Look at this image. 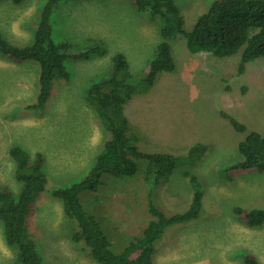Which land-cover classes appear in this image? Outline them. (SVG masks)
<instances>
[{"label": "rangeland", "instance_id": "1", "mask_svg": "<svg viewBox=\"0 0 264 264\" xmlns=\"http://www.w3.org/2000/svg\"><path fill=\"white\" fill-rule=\"evenodd\" d=\"M174 1L188 32L215 0ZM46 2L20 0L14 5L13 0H0V36L13 46L31 45ZM47 17L53 42H68L71 54L87 47H97L100 53L88 60H68L69 80H54L42 109L30 111L24 108L36 103L37 65H18L0 56V185L14 195L18 192L8 155L11 146L21 147L29 159L35 152L44 154L46 190L35 200L26 223L42 264H97L82 243L78 247L71 241L77 229L67 225L60 201L47 192L82 179L108 137L85 92L109 75L116 54L128 62L131 83L140 81L162 40V25L150 23L130 0H72ZM167 42L174 71L159 73L149 90L124 105V114L138 151L176 158L171 175L146 180L147 162L138 159L133 177L113 182L103 175L97 193L82 192L80 201L84 208L86 198L94 203L90 207L101 226H117L118 231L110 227L119 235V245L111 249L117 252L153 220L147 200L167 216L189 208L193 190L184 175L188 173L201 192L199 216L165 229L152 264H241V253L264 264V229H248L232 214L237 207L264 209V172L237 174L231 182L222 172L241 159L238 144L250 131L264 135V58L237 75L241 50L219 59L209 53L190 54L180 36ZM221 113L234 117L246 131H234ZM0 257V264H17L1 232Z\"/></svg>", "mask_w": 264, "mask_h": 264}, {"label": "trees", "instance_id": "2", "mask_svg": "<svg viewBox=\"0 0 264 264\" xmlns=\"http://www.w3.org/2000/svg\"><path fill=\"white\" fill-rule=\"evenodd\" d=\"M69 1L72 0H47L40 12L31 45L13 46L0 36L1 57L18 65L29 62L37 65L36 103L25 106V110L42 109L50 96L52 82L69 80L65 66L68 60H88L100 53L97 47H87L81 53L74 51L71 54L68 42L52 41L47 16L58 5ZM19 2L20 0H13L14 5ZM130 5L136 12L145 15L150 23L162 25V40L155 46L152 57L146 63L147 72L143 73V78L135 85L131 83L125 57L116 54L109 75L88 88L84 94L85 99L96 112L99 124L108 136L103 150L96 156L93 166L82 179L47 192L60 201L67 225L77 229L72 232L71 241L78 247L82 243L89 250L90 258L97 264H152L156 243L165 229L176 224L189 223L199 216L201 192L196 189L195 179L185 173L193 190L189 208L183 213L167 216L147 200V211L153 220L139 236L114 252L111 250L112 245H119V235L113 231H118L117 226L112 222L101 226L90 207L94 203H88L86 198L84 205L87 210L80 201L82 192L97 193L103 175H109L106 178H111L113 182L133 177L138 170V159L147 162L143 174L146 180H157L159 177L166 180L171 175L176 158L167 154L138 151L132 136H129L130 123L123 113L124 105L132 96L149 90L159 73L174 71L175 63L168 39L173 36L182 37L190 54L207 52L217 58H226L241 50L237 75L244 73L247 64L264 58V0H215L205 12L195 17L196 20L188 32L184 30V19L174 0H130ZM221 115L234 131H246V127L231 115ZM238 152L241 159L222 171L227 174V182H231L237 174L264 172V135L250 131L238 144ZM8 155L13 163L14 182H17L19 188L14 195L6 185H0L3 239L8 247L15 250L17 264H42L25 221L35 200L46 190L43 172L46 157L41 152H36L29 159L19 146H11ZM232 214L247 228L264 229V209L244 210L237 207L232 209ZM111 226L113 230L110 229ZM240 257L241 264H259L250 254L241 253Z\"/></svg>", "mask_w": 264, "mask_h": 264}, {"label": "clouds", "instance_id": "3", "mask_svg": "<svg viewBox=\"0 0 264 264\" xmlns=\"http://www.w3.org/2000/svg\"><path fill=\"white\" fill-rule=\"evenodd\" d=\"M203 53H207V52H203ZM209 54H211V53H209ZM212 55V54H211ZM213 56V55H212ZM215 58H217V57H215ZM227 58V57H226ZM219 59H222V58H219ZM128 63V62H127ZM248 65V64H247ZM238 67V66H237ZM246 67V66H245ZM129 69V68H128ZM139 94V93H138ZM134 96V95H133ZM132 96V97H133ZM132 99V98H131ZM131 99H130V101H131ZM130 101L129 102H127V103H130ZM126 103V104H127ZM125 104V105H126ZM123 111H124V109H123ZM124 113V112H123ZM125 115V114H124ZM125 117H126V115H125ZM127 118V117H126ZM128 119V118H127ZM129 121V120H128ZM130 123V122H129ZM100 127H102L101 125H100ZM132 125L130 124V132L132 131ZM102 129H103V127H102ZM104 130V129H103ZM105 131V130H104ZM104 134H106V132L104 133ZM36 153V152H35ZM13 173H14V170H13ZM15 181V180H14ZM16 183V182H15ZM17 184V183H16ZM10 190V189H9ZM41 194V193H40ZM29 217V216H28ZM28 217L26 218V221H25V226H26V223H27V219H28ZM240 223V222H239ZM243 225V224H242ZM243 226H245V225H243ZM246 227V226H245ZM247 228V227H246ZM248 229H252V230H254L253 228H248ZM0 232H1V237H2V240H3V243H4V245H5V247H6V249L7 250H9L10 252H12L13 253V255H14V259H15V261H16V252H15V250H13L12 248H10V247H8L6 244H5V241H4V239H3V235H2V226H1V223H0ZM163 248H164V246H163ZM155 249H156V247H155ZM164 250H165V248H164ZM166 251V250H165ZM4 252V251H3ZM254 258V257H253ZM0 259H3V258H1L0 257ZM255 259V258H254ZM256 260V259H255ZM94 261V260H93ZM257 261V260H256ZM41 262H42V259H41ZM95 262V261H94ZM17 263V262H16ZM205 264H210V263H205Z\"/></svg>", "mask_w": 264, "mask_h": 264}, {"label": "bare ground", "instance_id": "4", "mask_svg": "<svg viewBox=\"0 0 264 264\" xmlns=\"http://www.w3.org/2000/svg\"><path fill=\"white\" fill-rule=\"evenodd\" d=\"M8 1V0H7ZM32 3V2H31ZM16 11V10H15ZM19 18V17H18ZM6 22V21H5ZM18 22H19V20H18ZM197 35V34H196ZM197 37V36H196ZM95 110V109H94ZM87 116V115H86ZM197 189V188H196ZM157 216V215H156ZM162 216V215H161ZM159 217V216H158ZM162 219V218H161ZM163 220V219H162ZM160 225H162V224H160ZM216 231V230H215ZM214 234V233H213ZM155 237V236H154ZM141 250H143V249H141ZM145 251V250H144ZM140 256V255H139Z\"/></svg>", "mask_w": 264, "mask_h": 264}]
</instances>
